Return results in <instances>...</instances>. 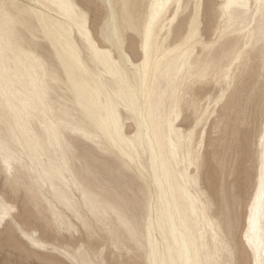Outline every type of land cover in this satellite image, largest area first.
<instances>
[{"label": "snow or ice", "instance_id": "1", "mask_svg": "<svg viewBox=\"0 0 264 264\" xmlns=\"http://www.w3.org/2000/svg\"><path fill=\"white\" fill-rule=\"evenodd\" d=\"M0 249L264 264V0H0Z\"/></svg>", "mask_w": 264, "mask_h": 264}, {"label": "bare ground", "instance_id": "2", "mask_svg": "<svg viewBox=\"0 0 264 264\" xmlns=\"http://www.w3.org/2000/svg\"><path fill=\"white\" fill-rule=\"evenodd\" d=\"M114 119H115V120H121V119H123V120L125 121V125H122V127H123V126H127L129 129H132V128L135 127L134 124H132V123L129 121V118H128V116H127V113H125V112L123 111V109H120V110H117V111H116ZM179 126H180V127H183V126H182V123H181ZM127 134H128V135H131L132 133H131V131L129 130ZM256 137H257L256 145H257V148H258V146H259V137H258V136H256Z\"/></svg>", "mask_w": 264, "mask_h": 264}, {"label": "rangeland", "instance_id": "3", "mask_svg": "<svg viewBox=\"0 0 264 264\" xmlns=\"http://www.w3.org/2000/svg\"><path fill=\"white\" fill-rule=\"evenodd\" d=\"M182 126H184L183 123ZM256 136H258L257 131L256 129H253V137L255 138V140H257ZM16 259H19V256L16 255L14 252L0 249V264H2L3 261L16 260Z\"/></svg>", "mask_w": 264, "mask_h": 264}]
</instances>
